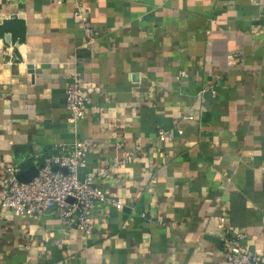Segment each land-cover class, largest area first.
I'll use <instances>...</instances> for the list:
<instances>
[{"label": "crops", "instance_id": "crops-1", "mask_svg": "<svg viewBox=\"0 0 264 264\" xmlns=\"http://www.w3.org/2000/svg\"><path fill=\"white\" fill-rule=\"evenodd\" d=\"M257 2L0 0V193L7 169L88 141L78 175L107 167L95 181L110 200L89 235L1 210L0 264H216L221 218L264 264ZM75 75L78 121L65 109Z\"/></svg>", "mask_w": 264, "mask_h": 264}, {"label": "built area", "instance_id": "built-area-1", "mask_svg": "<svg viewBox=\"0 0 264 264\" xmlns=\"http://www.w3.org/2000/svg\"><path fill=\"white\" fill-rule=\"evenodd\" d=\"M60 2V1H59ZM264 15V2L256 4ZM10 45L7 52L11 50ZM180 77H185L180 72ZM88 92L81 86L78 76H73L65 90V109L73 121L82 119L87 110ZM163 140V135L160 136ZM91 149L88 141H77L72 145H59L52 155L47 156L37 176L28 183L16 179L17 169H7L9 177L3 179L0 193V211L7 210L15 216L36 218L44 212H51L68 229L83 234L92 233L91 215L96 203H108L110 200L98 188L97 178H105L107 167L101 168L95 176L78 175L84 166V160ZM117 162L111 166L115 168ZM54 168H64L66 173ZM120 209V204H115ZM218 227L223 232V253L216 264H259L260 256L241 246L244 236L241 233L230 234L226 221L221 218Z\"/></svg>", "mask_w": 264, "mask_h": 264}, {"label": "water", "instance_id": "water-1", "mask_svg": "<svg viewBox=\"0 0 264 264\" xmlns=\"http://www.w3.org/2000/svg\"><path fill=\"white\" fill-rule=\"evenodd\" d=\"M40 168V167H39ZM36 167H32L28 169L25 172H21L16 176V179L21 183H28L30 182L34 177L37 176L38 169ZM54 170H59L63 173H66V170L64 168H54Z\"/></svg>", "mask_w": 264, "mask_h": 264}]
</instances>
